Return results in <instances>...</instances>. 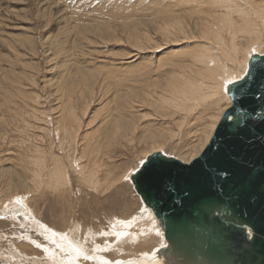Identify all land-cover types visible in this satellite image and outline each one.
Wrapping results in <instances>:
<instances>
[{"label": "rangeland", "instance_id": "obj_1", "mask_svg": "<svg viewBox=\"0 0 264 264\" xmlns=\"http://www.w3.org/2000/svg\"><path fill=\"white\" fill-rule=\"evenodd\" d=\"M213 10L226 12L220 0H0V264L58 263L68 252L50 232L68 238L77 222L92 256L75 261L101 264L98 242L103 264H120L116 223L141 210L159 226L121 177L155 138L186 157L205 126L200 106L185 121L166 98L176 71L197 75Z\"/></svg>", "mask_w": 264, "mask_h": 264}, {"label": "water", "instance_id": "obj_2", "mask_svg": "<svg viewBox=\"0 0 264 264\" xmlns=\"http://www.w3.org/2000/svg\"><path fill=\"white\" fill-rule=\"evenodd\" d=\"M228 94L199 155L186 162L155 151L132 174L172 264H264V54L251 56Z\"/></svg>", "mask_w": 264, "mask_h": 264}, {"label": "bare ground", "instance_id": "obj_3", "mask_svg": "<svg viewBox=\"0 0 264 264\" xmlns=\"http://www.w3.org/2000/svg\"><path fill=\"white\" fill-rule=\"evenodd\" d=\"M220 3L222 9L224 10L226 9V12L224 11L222 12L223 14L220 13L219 15L216 13L217 12L216 10H213L212 15L213 16L217 15L219 16V18L216 21L214 20H212V22L210 21L211 22L210 25L212 26L208 25V28L206 27L207 25L205 24L206 25L205 29L202 30L204 35H206L209 39H212V42L206 40L207 42L205 44L206 48L201 50L200 53L195 54L194 55L195 58H193L195 60V65L197 67L196 68L197 75L195 74L194 77L190 75L184 77V76H180L182 74L178 75V71H176L177 74L175 76V72H174V76L176 77L177 81L173 79L175 80L174 83L171 80V82H169V85L170 83L172 84V82L173 85L168 86L170 87L168 88L170 97L166 98V101L167 99H169L168 106L170 110L168 111V113L169 112L180 113L181 117L184 118L185 120L190 113L194 112V110L200 106L204 110L202 114L206 115V121H205L206 123H204L205 126L203 127L199 126L198 128L197 125V128L194 130H192L193 128L190 130L187 127L190 131L189 130L186 131L187 132L189 131V133L192 135L193 138L192 141H194V144L191 147V149L190 150L188 149L189 152L187 156L179 157L174 155L175 157H178L186 162L191 161L194 157L199 155L204 150L210 138L212 137L215 128L219 120L221 119L224 111L231 105L232 100L228 94V86L231 84L229 83V81H232L233 83L235 81L241 80L246 75L249 60L253 54H257V53L264 54V0H220ZM206 36L204 37L206 38ZM204 37L202 38L205 39ZM184 69L185 68L181 69V72H183L182 70ZM196 72L194 71L193 73ZM177 75L180 76L179 79H177ZM174 76L172 75V77ZM199 118L200 117L196 116L197 123L199 121ZM186 131L183 130V133ZM151 141L155 145L152 146L151 149L145 152V157L142 160L141 164L147 159L148 155H150L155 151H162L166 154V152L162 147H160V145H156L159 142L157 138ZM169 156H173V155H169ZM140 165L137 168L130 169L121 177V179H125V180L129 179V181L132 182V174L135 173V171L140 167ZM57 176L58 177L62 176L64 179H68L67 175H65L64 173V168L61 169V175H60V171H58ZM147 208H148L147 212L152 211L150 207L147 206ZM139 211L140 213L138 214ZM139 211L134 217L131 216V218H123L122 221L120 220L121 222L118 220L120 225H117L116 223L117 220L114 221V224L116 223L115 225L116 228L114 229V232L118 236H121L123 234L126 235L125 238L122 237V239L123 242L125 243L127 242L128 244L126 246L127 248L125 247L126 250L124 249L122 258L121 255L119 257L115 256L116 258L114 260L119 261L120 264H172L168 261V259L164 255L163 250L165 247L168 246V241L165 237V231L162 225L160 224L159 219L154 214L156 217L154 221L159 225L158 227H156L154 226L153 222L152 223L150 222L149 215L147 213L141 214V210ZM111 220L113 219L111 218ZM79 224L80 223L77 222L70 225L69 229L72 228L71 231L72 233H74V235H72L70 231L68 232L70 233V235L68 234L69 235L68 238L64 234H59L56 231L53 232L49 231L52 234V236L56 237L54 241L56 242V245L60 243L62 245L61 249L65 250L66 253L68 252L67 253L68 257L59 256V258H56L55 260L58 262L56 264H60L63 261L66 262L67 264H71V263L82 264L83 261L86 263L84 257H83L84 258L83 261H81L82 263H80V261H78L79 262L78 263L77 260L76 261L74 260V258L76 259L79 258L80 260L81 256L84 255L92 256L90 255L89 251L86 250L87 237L86 238L84 237L85 239L83 237H79L81 236L79 234V228H80ZM146 225L147 227H145ZM96 234L93 235V233L89 231L87 236L92 235L93 237H95ZM122 239L120 237V239L118 240L122 242L121 241ZM93 241H95V239ZM93 244H95V242ZM98 244L99 243L97 242L95 246L93 245L94 246L93 253L95 254V256L97 257L99 256L98 257L99 260L96 262L103 264L105 262L104 260H106L107 258L106 259L104 258V260H100L101 258L99 254L100 245ZM64 245L65 246L67 245L68 248L65 249V247H63ZM93 248L91 249L92 251ZM122 248L123 247L119 246V249L118 248L116 249L117 252L122 250ZM122 252L123 251H121V253Z\"/></svg>", "mask_w": 264, "mask_h": 264}, {"label": "snow or ice", "instance_id": "obj_4", "mask_svg": "<svg viewBox=\"0 0 264 264\" xmlns=\"http://www.w3.org/2000/svg\"><path fill=\"white\" fill-rule=\"evenodd\" d=\"M229 83H232V81H229Z\"/></svg>", "mask_w": 264, "mask_h": 264}]
</instances>
